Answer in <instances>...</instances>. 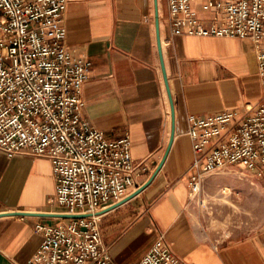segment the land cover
I'll return each mask as SVG.
<instances>
[{
	"label": "crops",
	"instance_id": "crops-1",
	"mask_svg": "<svg viewBox=\"0 0 264 264\" xmlns=\"http://www.w3.org/2000/svg\"><path fill=\"white\" fill-rule=\"evenodd\" d=\"M198 8L203 18H212L210 10ZM64 23L68 49L92 63L84 118L111 140L128 133L135 163L146 167L139 187L150 182L130 201L141 199L148 215L133 222L122 215L130 202L102 212L103 242L115 262L137 264L163 231L185 264H264V224L244 237L202 228L189 188L195 153L188 118L224 111L245 115L264 104L254 45L191 35L168 45V0H69ZM54 175L50 159L10 158L0 151V264H26L41 243L35 226L67 219L52 201ZM152 223L156 232L147 233ZM139 246L144 250L135 253Z\"/></svg>",
	"mask_w": 264,
	"mask_h": 264
},
{
	"label": "built area",
	"instance_id": "built-area-1",
	"mask_svg": "<svg viewBox=\"0 0 264 264\" xmlns=\"http://www.w3.org/2000/svg\"><path fill=\"white\" fill-rule=\"evenodd\" d=\"M68 3L0 0V151L50 159L52 201L71 217L35 226L41 243L26 264H117L103 242L102 212L139 187L146 167L135 163L128 133L111 140L84 118L92 63L66 45ZM168 24V45L184 35L249 40L264 86V0H168ZM188 122L191 199L214 173L238 167L264 179V104L245 115L224 111ZM157 239L137 264H185L165 232Z\"/></svg>",
	"mask_w": 264,
	"mask_h": 264
},
{
	"label": "rangeland",
	"instance_id": "rangeland-1",
	"mask_svg": "<svg viewBox=\"0 0 264 264\" xmlns=\"http://www.w3.org/2000/svg\"><path fill=\"white\" fill-rule=\"evenodd\" d=\"M261 180L238 167L208 176L201 194L191 199L200 226L218 230L217 233L229 237L252 234L264 224V185ZM226 188L230 190L225 191ZM148 211L149 207L137 199L125 205L120 213L128 215L133 222L142 214L148 215ZM146 232L155 233V225L150 224ZM141 250L144 246H139L135 253Z\"/></svg>",
	"mask_w": 264,
	"mask_h": 264
},
{
	"label": "water",
	"instance_id": "water-1",
	"mask_svg": "<svg viewBox=\"0 0 264 264\" xmlns=\"http://www.w3.org/2000/svg\"><path fill=\"white\" fill-rule=\"evenodd\" d=\"M160 54H161L162 68H163V72H164L165 83H166V86H167V90H168L169 96L171 97L170 87H169V83H168V75H167L166 67H165V63H164V58H165V57H163V49H162V44H161V42H160ZM171 101H172V99H171ZM172 133H173V134H172V137H171L170 144H169V146H168V149H167V151H166V155H165V157H164V159H163V161H162V164L160 165L159 169H161V167L163 166V164H164V162H165V160H166V158H167V156H168V153H169V151H170V148H171V145H172V142H173V139H174V134H175L174 131H173ZM149 184H150V182H148V183H147L146 185H144L143 187H139L135 193H133L132 195H130L129 197H127L126 199H124L122 202H120V203H118V204L112 206L111 208H108V209L106 210V212H107V211H112V210H114V209H117V208H119L120 206H122V205H124V204L130 202V201H131L132 199H134L137 195H139V194H140L145 188H147ZM63 217H64V218H67L68 220H69V218H71V217H69V216H67V215H64Z\"/></svg>",
	"mask_w": 264,
	"mask_h": 264
},
{
	"label": "bare ground",
	"instance_id": "bare-ground-1",
	"mask_svg": "<svg viewBox=\"0 0 264 264\" xmlns=\"http://www.w3.org/2000/svg\"><path fill=\"white\" fill-rule=\"evenodd\" d=\"M228 190H229L228 188L225 189V191H228Z\"/></svg>",
	"mask_w": 264,
	"mask_h": 264
}]
</instances>
